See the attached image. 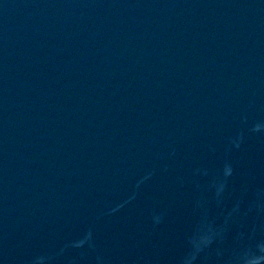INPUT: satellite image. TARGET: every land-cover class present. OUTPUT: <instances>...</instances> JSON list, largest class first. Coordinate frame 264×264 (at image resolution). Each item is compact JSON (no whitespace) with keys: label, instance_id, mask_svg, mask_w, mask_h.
I'll return each instance as SVG.
<instances>
[{"label":"water","instance_id":"95a60500","mask_svg":"<svg viewBox=\"0 0 264 264\" xmlns=\"http://www.w3.org/2000/svg\"><path fill=\"white\" fill-rule=\"evenodd\" d=\"M0 264H264V0H0Z\"/></svg>","mask_w":264,"mask_h":264}]
</instances>
